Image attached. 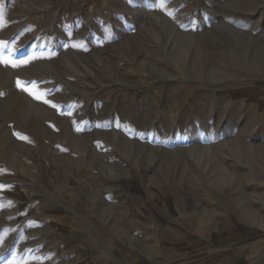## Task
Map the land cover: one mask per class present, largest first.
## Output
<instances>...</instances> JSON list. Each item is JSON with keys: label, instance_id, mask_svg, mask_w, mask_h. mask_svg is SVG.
<instances>
[{"label": "rangeland", "instance_id": "374dc122", "mask_svg": "<svg viewBox=\"0 0 264 264\" xmlns=\"http://www.w3.org/2000/svg\"><path fill=\"white\" fill-rule=\"evenodd\" d=\"M0 186V264H264V0H0Z\"/></svg>", "mask_w": 264, "mask_h": 264}, {"label": "snow or ice", "instance_id": "6c2138e0", "mask_svg": "<svg viewBox=\"0 0 264 264\" xmlns=\"http://www.w3.org/2000/svg\"><path fill=\"white\" fill-rule=\"evenodd\" d=\"M4 63H9V61H4ZM21 63H27V61H22ZM11 64H12L13 67H17L18 66L15 62H11ZM17 84L19 86L20 82L17 81ZM30 94H32L34 96V98H36L38 100H43L44 103L51 104V101L44 99L43 94H37V93H30ZM51 106L52 107H56V105H54V104H52ZM17 135H19V134H17ZM21 139L27 140V137H21ZM0 187H3V186H0ZM10 264H16V262L12 261V262H10Z\"/></svg>", "mask_w": 264, "mask_h": 264}]
</instances>
